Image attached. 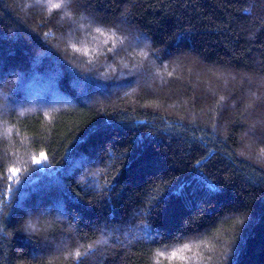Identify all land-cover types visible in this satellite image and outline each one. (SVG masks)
<instances>
[{"label": "trees", "instance_id": "trees-1", "mask_svg": "<svg viewBox=\"0 0 264 264\" xmlns=\"http://www.w3.org/2000/svg\"><path fill=\"white\" fill-rule=\"evenodd\" d=\"M51 3L0 0V264H264V0Z\"/></svg>", "mask_w": 264, "mask_h": 264}, {"label": "snow or ice", "instance_id": "snow-or-ice-1", "mask_svg": "<svg viewBox=\"0 0 264 264\" xmlns=\"http://www.w3.org/2000/svg\"><path fill=\"white\" fill-rule=\"evenodd\" d=\"M69 2V0H61V3L67 4ZM61 3H51V7L52 8H60L61 7ZM37 163H39V161H37ZM15 171V170H13Z\"/></svg>", "mask_w": 264, "mask_h": 264}]
</instances>
